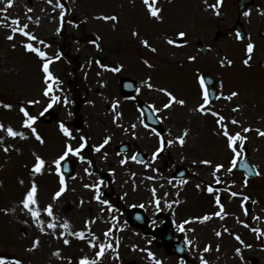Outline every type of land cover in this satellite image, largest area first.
<instances>
[{"label":"rangeland","instance_id":"374dc122","mask_svg":"<svg viewBox=\"0 0 264 264\" xmlns=\"http://www.w3.org/2000/svg\"><path fill=\"white\" fill-rule=\"evenodd\" d=\"M234 1L223 0L219 10L226 14V19L220 22L215 16V11L209 8L204 0H157L156 6L162 9L161 15L164 18L161 22L162 34L159 33V27L152 24L154 18L150 17L149 23L147 16L144 17L146 6L143 0H61L68 11L59 34L56 32L57 27L60 26L59 9L53 12L52 6L47 4L46 0H14L13 7L6 14L0 13V21L9 25H11V18L15 17H19L22 24H29L30 31L51 45L50 48H42V50L52 56L58 52L62 54L61 59L50 65V68L62 81L59 87L63 89V95L71 101L67 106L57 104L48 111L53 116L50 124H43L41 117L37 121V129L46 140L44 145L31 137L28 140L12 139L0 132V135L5 137V144L15 145V148L8 153L0 148V253L12 254L16 259L22 260L23 264H69V260L71 264H78L84 256L89 259L96 258L97 249L90 247L87 240L67 236L71 243L64 245L63 238L56 239L55 235L39 232L30 215L23 211L20 205L26 189L34 179L38 183L41 209L47 203H53L58 225L66 219L70 224L69 232L84 230L86 237L91 239V235L86 230V222H91L92 232L101 238L96 241L97 243H113V249L106 251L100 263L126 264L133 261L136 264H152V259L148 257L147 252L141 249L150 250L157 259L164 257L160 241L153 242L150 239L151 235L146 231H136L128 227L124 222V216L125 211L137 200L133 196L144 191L146 196L149 195V204L141 205L151 211L153 225L150 228H155L161 220L155 218L150 204L152 196L149 193V186L157 189L158 198L161 200L164 199L165 194H174L173 190H177L173 187L174 184L166 185L163 182L169 180L168 178L154 175L156 178L153 182L137 179L126 164H120V160L125 157L116 153L114 146L119 139L129 140L131 131L124 132L116 123H113L114 113L110 111V106L113 100H119L120 106L117 111L121 112L122 116L118 123L124 128L132 124L136 116L133 111L131 112L133 115L130 116L133 102L121 99L117 88L119 79L128 77L139 83L141 91L136 100L144 99L160 108L166 102V97L154 89L144 87L142 83L151 76V82L156 87H168L177 96L190 97L185 106L175 107L171 114L166 115L163 125L179 130L187 128L190 133H196L194 137L197 144L208 140L213 147L201 126L214 127L215 121L214 125L208 124L207 120L202 122L200 117H197V113L192 111L199 100L194 99L196 92L193 81L195 84L197 81L188 73L196 68L210 71L216 78L219 92L222 91L225 96L231 91L239 92V96L232 101L221 99V105H225L224 113L228 118H230L228 107L231 104H234V107L237 104L240 105V110L234 115L236 118L244 117L245 126L253 129L245 135L247 137L245 142L248 144L251 162L260 175L253 180H248V185L245 187L241 176L229 178L225 171H221L219 176L226 181L224 189L226 195L224 190L221 193L227 197L224 206L225 211L229 213L224 226L229 229V232L223 236L221 242L217 236L215 242H212V234L206 229H194L192 231L194 239L200 246L203 244L212 246L211 251L204 256L208 261L215 260L216 264H264V136L255 131V129L264 131V120L259 121V112L264 111V103L262 108L260 103L264 101V87H262L264 75L258 67L259 61L264 59V14H261L264 12V0H254L253 6L247 10L250 11V15L243 14L241 18ZM5 3L6 0H0V7H3ZM212 3H215V0H208V4ZM27 8L33 11L29 13ZM100 14L117 15L119 19L115 27L112 21L94 19ZM28 16L33 19L28 20ZM37 18H39V24L36 23ZM236 21H241L243 24L247 35L245 41L237 42L231 32L214 40L217 28L226 32ZM76 24L79 27H76ZM9 31L8 27L0 26V101L12 103L14 108L10 111L0 107V122L19 130L21 114L18 112V106L28 99H39L40 104L27 105L31 114L37 115L46 105V98L42 96L44 81L40 60L35 54L24 50L21 41L26 38L17 34L14 41L7 40ZM133 31H137L139 35L132 36ZM180 31L187 33L183 40L189 41L180 48H193L200 40L211 48L208 58L201 59L196 53L186 55L188 50L182 51L175 47L176 44L179 45L178 43L173 45L167 43L168 39L177 41ZM97 36L101 37L100 49L91 43ZM249 38L255 44L250 67L242 63L246 58L245 49ZM143 39H147L153 47H156L157 52L153 53L149 48L144 47L141 43ZM13 43L17 45L15 49L11 47ZM188 56H196L197 59L188 64L186 63L189 61L186 59ZM225 58L231 59L233 64L221 66L219 61ZM144 59L149 60L153 67L144 65L142 62ZM97 60L113 66L123 64L125 67L120 73H112L101 69L95 62ZM89 61H92L91 66ZM177 62L179 63L176 65ZM187 74L191 77L188 78ZM133 104L135 108V103ZM69 112L72 113L71 116L68 115ZM240 113L243 115L241 116ZM160 115L164 116L162 112ZM80 118L83 120V125L76 129L74 121ZM61 120L65 121L77 139L80 135L88 138L89 149L81 153L85 156L83 162L75 156L69 157L70 160H77L79 164L78 171L72 176L76 178H69L68 191L59 200L52 201V194L58 190V178H55L57 175L54 170L45 171L40 177H38L39 174L33 177L30 168L34 161V152L41 154L49 165L60 153L65 139L57 127ZM134 123L137 124V118ZM231 127L232 131L236 132L234 125ZM139 128L138 126L135 131L138 141L142 145H147L149 152L155 147L153 138L146 132L148 138L145 139L144 135L140 134ZM106 135H111L112 139L100 153H97L94 146L101 143ZM168 137H175V134L169 131ZM214 137H216L215 134ZM214 143L217 145L218 140L215 139ZM173 147L174 149L167 148L165 154L161 156L169 163L168 170L171 169V164H178L175 160L178 151L175 149V144ZM105 152L106 159L103 156ZM168 154L172 156L171 160ZM87 160L93 161L91 166L87 164ZM51 167L54 169L55 166L51 165ZM85 168H90L93 175L88 176L84 172ZM193 176L199 178L196 170ZM99 179L104 180L101 186L102 199L110 202L111 211L108 210L107 205H102L93 199L92 190L83 187V184L93 183ZM20 180H24V184L19 183ZM232 181L235 183L233 184ZM209 182L214 183L213 180ZM168 186L171 188L167 189ZM228 189L251 197L248 202L251 205L250 214L243 213L239 205L240 197L231 198L230 196L229 198ZM81 199L84 201L82 205ZM3 209H9V211L5 213ZM113 216L117 218L115 221L112 219ZM254 216H259L260 219H253ZM237 217L245 221L248 226L245 227L244 224L239 223ZM41 219L45 222L49 220L43 212ZM24 221L28 223L25 224ZM109 227H112V232L108 237H103V232ZM253 228L260 229V232H254ZM60 231L64 230L58 228L56 234L58 235ZM177 232L180 233L178 229ZM235 235H239L245 243L240 244L235 239ZM36 236H40L41 246L33 252L26 251L30 247L31 240ZM217 245H219V251L216 250ZM245 245H251V247ZM236 248L241 249L240 254L236 253ZM56 250H60V257L52 255ZM117 253H119L118 259L115 258ZM195 256L198 260L197 253ZM8 262L12 264L9 260ZM209 264L214 263L209 262Z\"/></svg>","mask_w":264,"mask_h":264},{"label":"snow or ice","instance_id":"6c2138e0","mask_svg":"<svg viewBox=\"0 0 264 264\" xmlns=\"http://www.w3.org/2000/svg\"><path fill=\"white\" fill-rule=\"evenodd\" d=\"M47 4L52 6L53 12H56L57 9H59V23L60 26L57 27L56 32L59 34L63 28V24L65 22V16L68 11L66 9L65 4L61 2V0H46ZM144 5L146 6L148 14L155 18L156 20L163 21V16L161 15L162 9L157 7V0H143ZM204 3L215 11L216 15H220L219 9L223 5V0H215V3L208 4V0H204ZM14 5V0H6V3L3 7H0V13H7L9 9H11ZM33 9L27 8V12H32ZM261 14H264L262 12ZM245 16L250 15V11L244 12ZM55 18V17H54ZM28 20H32L33 17L28 16ZM96 20H102V21H112L113 27H115V24L118 22V16L117 15H106V14H100L96 17H94ZM36 23L39 24V18L36 19ZM0 26L8 27L10 29L9 34L6 36V39L9 41H14L16 38V35L19 34L22 37L26 38L25 40L21 41V44L26 52L33 53L38 57V59L41 62V71L43 74V81H44V87L42 89V96L46 98V105L43 107V110L40 111L37 115L31 114L29 108L27 105H37L40 104L41 101L39 99L33 98L28 99L21 103L18 106V112L21 114V121L19 125V130L14 128L11 125H5L3 122H0V132H3L6 134L7 137H10L12 139H20V140H28L30 137L34 138L39 144L44 145L46 144V140L44 136L38 131L37 129V121L40 119V117L44 116L50 109H52L57 104H63L67 106L71 103V101L68 99L67 96L63 95V89L59 87V85L62 83L60 78L56 76L53 71L50 68V65H52L55 61H58L61 59L62 54L57 53L56 55L52 56L47 51L42 50V48H50L51 45L48 44L44 39H41L39 36H37L34 32L29 30V24L27 23H21V20L19 17L11 18V25L4 23L3 21H0ZM76 27H79L78 24L75 25ZM139 33L137 31L132 32V36H138ZM187 35L186 32L180 31L178 33V36L183 38ZM237 39H243L244 37L241 36L239 32L236 33ZM101 37L97 36L95 39L91 41V43L97 48L100 49V41ZM141 43L144 47L149 48L151 52L155 53L157 52V48L153 47L147 39L141 40ZM167 43L170 45L176 44L177 41L173 39H168ZM186 43V41H185ZM16 44L13 43L11 47L13 49L16 48ZM42 46V47H41ZM255 49V44L251 42L249 38V42L246 44V58L243 59L242 63L245 66L250 67V62L253 57V52ZM197 59L196 56H188L189 61H195ZM99 67L105 71H109L112 73H120L124 69L123 64L119 65H109L104 64L101 61L97 60L95 61ZM143 64L147 67L151 68L153 65L149 62V60L144 59ZM92 61H89V66H91ZM219 64L221 66L224 65H232L233 61L231 59H221L219 61ZM99 74V73H98ZM195 79L199 85L200 90V96L201 100L200 102L193 107L192 111L200 113L204 116H211L215 118V124L217 126L216 134L219 136H222L225 140V146L228 150H230L231 156H230V166L225 167L224 163L216 162L214 163L210 159H203L200 160L199 163L203 165H208L211 168V176L213 178L214 184H221L223 181L221 180L218 173L221 172V170H224L227 173H232L233 169L237 167V162L240 159L242 153H243V145L245 141L247 140V137L245 135H242L240 131L232 132L229 129V125H239L240 121L237 120L235 117H232L229 119L225 115H223L220 111L215 110L212 107L213 104V93L210 92L209 86L206 84V77L204 74L200 73L199 69H196V75ZM152 77H147L146 80H144L143 86L148 89H154L155 91L163 94L164 97H166V102L163 103L162 108H157L155 104L149 105L153 113H161L164 110H170L175 105H179L181 107L185 106L187 104L186 99L184 98H178L176 94L172 90H170L168 87H156L152 82ZM125 87L132 88L133 84L128 83L125 85ZM222 87V85H221ZM136 91L139 93L141 91L140 88H137ZM60 92V95H57L56 93ZM239 96L238 91H231L228 95H224L223 92H219L215 95L216 100H227L232 101L234 98ZM132 99H135V97H132ZM89 103H94L93 101H89ZM120 106L119 100H113L111 102L110 111L114 113L112 119L113 123H116L118 127L122 128L124 132L131 131V134L135 137L136 132L135 129L138 127L136 123L130 124L127 128H124L123 125L119 124L118 121L120 120L122 113L117 111V109ZM0 107L12 110L14 108V105L12 103H5L3 101H0ZM240 110V105L237 104L233 109L232 112H238ZM69 116L72 115L71 112L68 113ZM140 124L143 125L145 129H149L151 133H153L157 139H158V146L155 148V150L152 152V160L155 161L159 154L164 150L166 144L168 146H171L173 144H179L181 147H183L186 144V138L189 136V129L185 128L181 133L176 135L173 139L165 140V137L161 135L159 131H157L155 128H151L149 124L144 123L143 121V110H141V114L139 117ZM58 131L62 135L64 139V143L62 144L61 151L57 155L56 158H54L51 161V165H54V169H52L51 165H49L48 161L45 160V158L39 154L34 152V161L31 165L30 172L31 175L34 177L38 174H43L45 171H53L58 177V190L55 191L52 194L51 200L57 201L61 198V196L68 191V184L65 179L64 172L62 171V163L66 161L70 156L77 157L80 161H85V156L82 155V151L85 149V147L88 144V138L85 135H80L79 139H77V136L73 134V131L68 127V125L65 123V121L61 120L58 122ZM253 131L251 127H244L242 129L243 133H248ZM257 133L261 136H264V131H261L259 129H255ZM112 139L111 135L104 136L101 143L94 146V150L97 153H100L102 149L105 148L106 145L110 143ZM5 137L3 135H0V148H2L3 152L8 153L9 151L13 150L15 148V145H8L4 143ZM76 143H73V142ZM104 158H107V153H103ZM131 159L132 161H137V155H132L131 157H125L120 160V164L124 165L128 163V160ZM89 166L92 165V160L86 161ZM140 163L144 164L145 168H150L151 163L145 162L143 160L139 161ZM193 164H196L197 161L193 160ZM246 169L248 168V165H243ZM154 171H158V169H154ZM84 172L91 176L93 175V172L90 170V168H85ZM114 172V170H113ZM135 176V173L132 174ZM255 175H260L259 171L255 172ZM76 177H72V179H75ZM156 177L154 176H148L147 179L153 180ZM170 184L172 183L171 179L168 181ZM19 183L24 184V180H20ZM181 184L187 183L186 180H181ZM234 184L235 181H232ZM104 184L103 179H99L96 182L93 183H85L83 184V187L85 189H90L94 192L93 199L97 201L98 203L102 205H107L108 210H112V205L107 199H102V192H101V186ZM213 183H209L206 186V191L208 194L213 195L214 204L216 205L217 209L216 211L208 214H204L200 217H193L188 220H184L182 223L178 225V230L180 232H185V225L190 224L193 221H199L201 223L211 220L214 216L218 217L220 220H224L226 216L229 215L228 212L225 211V206L221 202V196L219 194V189L214 187ZM243 185L247 187L248 185V178L245 177L243 180ZM162 187V185H161ZM196 187L199 189L201 188L200 184H197ZM74 190V189H73ZM38 185L37 182L33 179L30 183V186L26 189L25 194L23 198L20 201V205L22 206V210L26 211L30 217L31 220L35 223L37 229L40 233L46 234V235H55L56 239L63 238V244L69 245L71 241L67 238V236H74L80 240H87V243L90 247L97 249L95 252V259H89L87 256L82 257L78 264H100V261L105 256V253L109 249H113V243L109 242L107 244L105 243H97L96 241L100 240V237H97L95 233L92 232L90 223L86 222V230L91 235V239H88L85 235L84 230L80 231H73L69 232L68 229L70 228L69 222L65 219L62 224L58 225L56 223L57 217L54 214V204L53 203H47L46 206H44L41 209L39 199H38ZM230 196L240 197V204L241 208L243 210V213L245 215L248 214L249 209L247 208V203L251 200V197L248 195H245L242 192L237 191H231V189H228ZM153 197L156 196L157 189L153 187L151 189ZM167 195V194H165ZM179 193H177V196ZM157 209V211L160 210L161 205V199L157 198L152 201ZM180 201L177 199L174 201V203H179ZM84 203L83 199L80 200V204L82 205ZM167 203V202H166ZM167 206L170 208L172 207L171 203H167ZM143 207V205H141ZM5 213L9 211V209H3ZM12 211H15V209H12ZM42 212L46 214V216L49 218L48 222H45V220L41 219ZM112 219L115 221L117 218L115 216L112 217ZM237 221L241 224H244L245 227H247V223L245 221L239 220V217L236 218ZM253 219H260L259 216H254ZM25 224L28 223V221H24ZM115 225H113L114 227ZM60 228L64 231H60L58 235L56 234V230ZM189 231H194V229H188ZM254 232H260V229L253 228ZM112 232V227H109L106 231L103 232V237H108L110 233ZM224 232H229L228 228H224ZM215 235L217 237L222 236V233L220 231H216ZM185 242L189 245L192 244V240L188 239L187 236L184 237ZM235 239L240 242V244H244L245 242L242 240V238L239 235H235ZM150 243V241H149ZM119 241H116V245L118 246ZM41 246V239L40 236H36L34 239L31 240L30 247L26 249L28 252H33L37 250ZM246 247H251V245H245ZM211 245H206L203 249V252H209L211 251ZM135 248V246H134ZM216 250L219 251V245H217ZM141 251L147 252L148 257H150L154 264H163L162 260L157 259L155 254L152 253L148 249H141ZM237 254L241 253L240 248L235 249ZM53 256L60 257L61 253L60 250H56L52 253ZM116 259L119 258V253L116 254ZM241 258H243L241 256ZM0 264H9L8 260L0 256ZM12 264H23V261L20 259H15ZM69 264H71V261L69 260ZM180 264H184V261L181 260ZM200 264H209V261L201 255L200 257Z\"/></svg>","mask_w":264,"mask_h":264},{"label":"flooded vegetation","instance_id":"af4514ba","mask_svg":"<svg viewBox=\"0 0 264 264\" xmlns=\"http://www.w3.org/2000/svg\"><path fill=\"white\" fill-rule=\"evenodd\" d=\"M186 50H190L191 48H185ZM261 103V108H262V104L264 103L263 100L260 102ZM218 104H221V101H219ZM215 105V104H214ZM246 106V104H245ZM260 108V105L258 106V109ZM218 109H220V107H218ZM133 111V113H135L134 115H136L134 117V120L132 121V123L135 122V118H138V113L134 108V104L132 103L131 105V111H130V116H132L133 114H131V112ZM218 111V110H217ZM260 113V119L264 120V111L261 110ZM239 125L236 126H241L243 124V122L241 120ZM129 123V122H128ZM130 124V123H129ZM138 124V122H137ZM141 126V125H140ZM141 130L142 135H144V138H148V135L146 132H148L152 138H153V142L155 144V147L153 149H151L149 152L147 151V145L145 144H141L138 140L139 138L137 137V135L134 137L132 134H130L129 137V157H131L132 155H136L138 152H141V150L144 152L143 155V161L145 162H149L151 163V167L150 168H145L143 163H140L138 160L137 161H132L131 159L128 160L127 163V167L129 169V171L135 173V177L141 178L143 180L149 181V182H153L154 180H149L147 179L148 176H156L159 175L158 177H163L165 179H171L172 183L174 184L173 187L177 190H173L174 191V195L171 196L170 198H167V195H164V199L161 200V205H160V210L157 211L154 203H152V201L154 199L158 198V191L156 192V196L153 197L151 189L154 186H149L148 189L149 193L151 194V201L150 204L152 206V209L154 210V214H155V218L156 219H160L161 222L158 226L155 227L156 232L161 231L160 229H164L165 223H166V218L162 213H171V214H176L177 212H180L179 214H177V221H178V225L180 223H182L184 220H188L191 219L193 217H200L203 216L204 214L208 213H212L215 211V204H214V199H213V195L208 194L206 191V186L207 184H209L211 180H213L212 176H211V168L208 165H203L200 164L199 161L203 160V159H210L212 160L214 163L216 162H221L224 163L225 166H230V150H228L225 146V140L222 136H219L215 133V128L208 126V125H203L201 126L202 131H204L208 138L211 140L213 147H211L210 143L208 140H204L201 141L199 144L196 143V137H194V135H196V133H190L189 132V136L186 138V144L181 147L179 144H175V149L178 151V153L176 154V158L175 160L178 161V164L174 165L171 164V169L168 170V166L169 163L161 158V156L163 154H165V151L167 148L171 147L172 149H174L173 145L168 146L166 144L164 150L159 154V156L157 157V159L155 161L152 160V152L155 150V148L158 146V139L155 135H152V133L149 131V129H145L144 127H140L139 128ZM230 129V128H229ZM239 130H241V127H238ZM136 131V129H135ZM172 132L176 135H178L179 133H181L183 131V128L179 129H172V128H167L164 127V132H161V135H163L165 137V140L167 139H173L174 137H168V133ZM214 134L216 135V137H214ZM217 139L218 140V144L216 145L214 143V140ZM148 144V142H147ZM213 154V155H212ZM168 158L171 160L172 156L170 154H168ZM195 160L197 161L196 164H193L192 161ZM172 163V161H170ZM183 167L185 169L188 170V174L187 177L183 180H186L187 183L185 184H181L180 181L181 179H176V173L175 170L177 167ZM154 169H158V171H154ZM193 170V171H192ZM194 170L197 171V176L200 178H197L195 176H193V172ZM169 180H165L163 182H165L166 185H170V183L168 182ZM223 182H225L224 179H222ZM200 184L201 188H197L196 185ZM214 184V183H213ZM217 189L221 190L223 185H219V186H215ZM167 189L171 188V186L166 187ZM177 193H179V195L177 196ZM221 196V202L225 203L226 201V196L225 195H220ZM134 199H137L136 202H134L133 205L135 204H139L137 206L141 207V204H149V195L146 196L144 191H141L139 193L136 194V196H133ZM178 197V198H176ZM173 199H178L180 202L174 203ZM171 203L172 207H168L167 203ZM144 209L145 213L147 215H149L151 213V211L149 209H147L146 207H141ZM199 215V216H197ZM223 220H220L217 217H213L211 220L206 221V222H199V221H193L190 224H186L185 225V232H180L179 233V238L174 237V241L175 240H179L181 242H185L184 237L187 236L188 239L192 240V242H194L193 247L190 248V250L186 251V254L182 257H176V256H169L168 253H173L175 252L174 250V246L171 244H166L167 246H165L164 243L160 242V247L162 249V251L164 253H166L167 255L164 257V260H167L168 258H170V264H180L181 260L184 261V264H198V260H194L193 257L191 255H189V252H197V254L203 255L205 253L208 254V252H203L204 249V244L202 246H200L197 241L194 239V234L192 233V231H189L188 229H206L208 232H210L212 234V242H215L216 239V231H220L222 233V236L218 237L219 238V242L222 241L223 236L226 234V232H224V226H223ZM151 224L153 225V219L151 220ZM210 252V251H209ZM205 257V256H204ZM176 259V260H175ZM209 262H213L214 264H216V261L213 259H210Z\"/></svg>","mask_w":264,"mask_h":264},{"label":"water","instance_id":"95a60500","mask_svg":"<svg viewBox=\"0 0 264 264\" xmlns=\"http://www.w3.org/2000/svg\"><path fill=\"white\" fill-rule=\"evenodd\" d=\"M247 1H241V3H246ZM237 30H239V28L237 27L236 28ZM261 65L264 67V62H262L261 63ZM128 83H131V82H129V80H127V79H123L122 80V82H121V86L120 87H124L126 84H128ZM133 87H134V85H133ZM128 88L127 87V89H129L130 91H131V93L133 92L132 90L134 89V88ZM49 118L47 117V118H45V120L44 121H46V122H49ZM151 125H153V124H151ZM245 168V167H244ZM247 173H248V175L250 174L251 175V170H250V168L248 167L247 169ZM139 216L138 217H134V219H136V218H138L139 219V221H138V224H137V226H139V225H141V227H144V226H146L147 225V220L142 216V215H140V214H138ZM134 216V215H133ZM136 225V224H135Z\"/></svg>","mask_w":264,"mask_h":264}]
</instances>
